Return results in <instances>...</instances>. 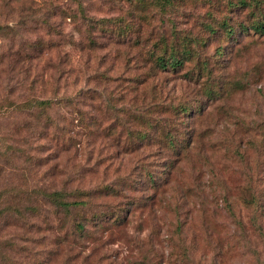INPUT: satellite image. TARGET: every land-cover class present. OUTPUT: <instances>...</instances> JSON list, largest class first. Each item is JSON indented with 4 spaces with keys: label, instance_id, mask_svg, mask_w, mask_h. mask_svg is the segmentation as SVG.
Here are the masks:
<instances>
[{
    "label": "rangeland",
    "instance_id": "374dc122",
    "mask_svg": "<svg viewBox=\"0 0 264 264\" xmlns=\"http://www.w3.org/2000/svg\"><path fill=\"white\" fill-rule=\"evenodd\" d=\"M77 1L91 17L126 9L123 0H0V104L31 95L71 102L52 112L57 127L47 133L57 141H33L38 151L30 153L43 160L28 176L21 159H0V264H264V33L237 34L218 55L219 40L204 39L209 4L178 0V13L153 11L138 33L168 36L173 27L178 34L203 35L209 72L154 73L144 55L149 43L141 50L98 37L90 49L84 42L46 48L49 35L77 40L84 31L81 19L63 18L78 13ZM222 7L219 0L215 18L225 13ZM35 40L41 51L27 58ZM61 49H68V69L57 55ZM20 51L23 59L16 58ZM181 105L190 112L170 110ZM137 111L149 113L184 146L162 147L156 131L136 144L126 131L138 127L129 121ZM27 121L25 112L8 108L0 138L13 142L16 135L8 134L24 130ZM107 125L112 132L103 129ZM103 185L108 191L90 196L86 217L105 213L109 219L118 212L122 218L116 225H86L83 238L68 232L56 207L24 192Z\"/></svg>",
    "mask_w": 264,
    "mask_h": 264
},
{
    "label": "trees",
    "instance_id": "16d2710c",
    "mask_svg": "<svg viewBox=\"0 0 264 264\" xmlns=\"http://www.w3.org/2000/svg\"><path fill=\"white\" fill-rule=\"evenodd\" d=\"M126 7L125 11L122 14L114 16H98L91 17L86 16L83 13V6L77 1V12L78 13H64L63 18L73 20L75 23L77 19H81L84 25V31L77 33V40L72 39L73 36L64 38L61 36L62 33H58L57 39L51 38L50 35L45 40L46 48L52 46H60L58 43H68L71 45H78L79 42H84L87 45V48L90 49L93 46L98 45L97 38L104 37L107 41L124 43L126 45L138 46L141 50L142 47L149 43L148 46L144 49L145 58L148 59L151 65V70L155 72L163 71H178L185 69L183 74L190 75H207L208 66H207V55L203 53V47L205 46L204 39L206 37L212 36L215 39L219 40V44L216 46V54L222 55L224 49L236 39L237 34H256L261 35L264 33V0H221L222 10L225 12L223 15L220 14V17H214V10H219V0H203L205 3L209 4L211 7L210 11L206 10L208 17L211 18L210 22H206L203 26L206 30V36L203 39V35H189L178 34L173 27L168 36L163 34L157 35L156 38H153L151 34H145L141 36L139 32L140 25L143 23H149L153 17V11L161 15H167L173 13H178V0H123ZM120 5L123 3L119 2ZM122 8V7H121ZM122 10V9H121ZM241 14L240 18H234V15ZM78 16L79 18H76ZM48 18L46 23L48 24ZM174 23V22H173ZM72 37V38H71ZM40 40L32 41L30 46L31 54L27 58H31L36 53L40 52L41 44ZM101 44V43H100ZM58 57L63 56L64 64L68 66V69L71 65L70 55L68 49H61L58 52ZM22 58L21 51L16 52V58ZM23 59V58H22ZM21 60V59H20ZM49 65L50 59L46 61ZM190 65V67H189ZM56 71L60 69V63L55 64ZM189 67V69H188ZM68 70H64L66 73ZM192 77V76H191ZM131 81L135 82L136 77L130 78ZM55 82V80H52ZM212 89L207 88L206 95L212 94ZM103 94V93H100ZM68 96H56L50 95L46 98H38L36 96H28L20 102H10L9 104H0V118L4 117L6 110L9 108V111H19L25 112L28 121L24 130H17L16 133H9V138L13 139V136L16 135V139L13 142H8L5 138H0V159L1 161L12 160L13 158L21 159L23 164L20 167L23 175L28 176L30 168L33 165L41 163L42 158H37L33 156L30 151H38L36 145H33V141L43 139L44 137L49 136L53 138L54 141H57V137L54 134L48 135L47 129L51 126L54 128L57 127L55 120L52 116V112L55 111L65 103L70 104L68 101ZM152 105V104H151ZM195 110L198 111V106H193ZM173 113L185 114L189 113L190 110L188 107L181 106H172L170 107ZM129 121L133 124L135 123L138 127L134 130H127L126 135L131 137L133 135L136 142H129L130 147H134L135 143L139 144L138 141H148L149 137L153 136L154 131H156L158 136L155 138L159 141H162L163 144H160L162 147H168L171 150H175V146H178L179 141L175 140L174 134H171L170 129H162V125L159 124L157 120H154L152 116L147 114H141L140 112H130ZM25 125H21L24 127ZM84 129L88 132L93 129V125L87 122L83 124ZM96 128V127H94ZM106 131H111L113 128H110L108 125L103 128ZM167 130V131H165ZM20 131V132H19ZM65 132V130H64ZM95 133V130L94 132ZM66 136L65 139H69L67 134H61V138ZM182 139V138H180ZM48 140V139H47ZM49 141V140H48ZM187 136L183 138V142L186 143ZM40 145V144H39ZM62 145V143H61ZM179 146H184L179 144ZM39 147V146H38ZM37 148V149H36ZM38 166V165H37ZM36 166V167H37ZM146 177L149 181H154V179L148 175ZM109 189L108 186H101L91 190H73L70 192H65L63 190L58 191H45L38 186H33L32 188L24 189V192H34L35 196H40L44 198L50 205L56 207L57 212H61L62 218L67 224L66 229L73 237H87L88 228L86 225H90L96 222L101 223V221L108 224H118L122 216L118 212L113 215L112 218L106 217L105 213L89 215L87 216L86 208L90 203L89 198L95 192H107ZM29 196V195H27ZM32 196V195H31ZM21 199V197H17ZM27 201V199H23ZM256 202V201H254ZM26 207V206H25ZM14 209L19 210L17 207ZM33 209V208H29Z\"/></svg>",
    "mask_w": 264,
    "mask_h": 264
}]
</instances>
